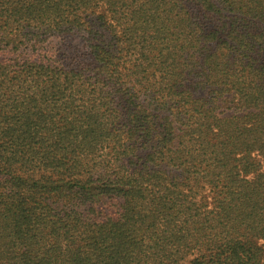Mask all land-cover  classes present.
<instances>
[{"label":"trees","instance_id":"obj_1","mask_svg":"<svg viewBox=\"0 0 264 264\" xmlns=\"http://www.w3.org/2000/svg\"><path fill=\"white\" fill-rule=\"evenodd\" d=\"M0 264H264V0H0Z\"/></svg>","mask_w":264,"mask_h":264}]
</instances>
